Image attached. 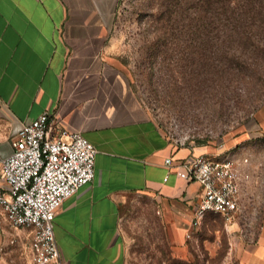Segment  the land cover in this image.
I'll return each instance as SVG.
<instances>
[{
	"label": "crops",
	"instance_id": "0c3cea01",
	"mask_svg": "<svg viewBox=\"0 0 264 264\" xmlns=\"http://www.w3.org/2000/svg\"><path fill=\"white\" fill-rule=\"evenodd\" d=\"M120 0H0V157L13 153L23 126L49 111L98 150L96 176L59 211L54 231L67 264H126L124 215L137 197H156L175 234L189 221L202 190L169 171L166 161L216 152L175 149L137 102L115 55ZM258 133L239 150L249 157L246 192L264 205V106ZM239 146H236L237 148ZM6 187L0 177V188ZM191 225V224H190ZM17 236V239H16ZM31 239L0 212V264H32ZM240 264H264V218L254 246Z\"/></svg>",
	"mask_w": 264,
	"mask_h": 264
},
{
	"label": "rangeland",
	"instance_id": "374dc122",
	"mask_svg": "<svg viewBox=\"0 0 264 264\" xmlns=\"http://www.w3.org/2000/svg\"><path fill=\"white\" fill-rule=\"evenodd\" d=\"M113 45L137 102L175 149H240L258 133L264 0H120ZM263 218L264 205L235 225L209 215L193 227L178 217L180 238L158 199L139 196L122 222L126 264H240Z\"/></svg>",
	"mask_w": 264,
	"mask_h": 264
},
{
	"label": "built area",
	"instance_id": "2783aa9c",
	"mask_svg": "<svg viewBox=\"0 0 264 264\" xmlns=\"http://www.w3.org/2000/svg\"><path fill=\"white\" fill-rule=\"evenodd\" d=\"M12 146L10 156L0 157V177L6 184L0 188V212L12 229L29 233L32 264H64L54 223L64 204L94 181L98 150L48 110L24 125ZM240 149L221 145L213 154L191 155L177 165L173 158L166 161L165 182L174 174L201 187L190 219L193 227L209 215L235 225L248 207L255 208L254 195L246 192L252 161L240 158ZM245 196L253 198L250 206L243 205Z\"/></svg>",
	"mask_w": 264,
	"mask_h": 264
},
{
	"label": "trees",
	"instance_id": "16d2710c",
	"mask_svg": "<svg viewBox=\"0 0 264 264\" xmlns=\"http://www.w3.org/2000/svg\"><path fill=\"white\" fill-rule=\"evenodd\" d=\"M206 1H211V0H206Z\"/></svg>",
	"mask_w": 264,
	"mask_h": 264
}]
</instances>
